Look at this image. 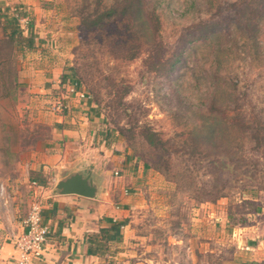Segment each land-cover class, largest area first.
<instances>
[{"label": "rangeland", "instance_id": "1", "mask_svg": "<svg viewBox=\"0 0 264 264\" xmlns=\"http://www.w3.org/2000/svg\"><path fill=\"white\" fill-rule=\"evenodd\" d=\"M15 6L27 12L24 34L38 36L44 19L63 33L58 49L85 93V110L68 120L83 133L84 157L125 160L104 184L121 176L135 195L113 244L117 264H193L188 253L195 264H234L233 238L243 234L233 228L264 205V0H0V13ZM110 8L116 19L82 28ZM2 22L11 60L0 73V182L12 196L30 150L53 140L61 94L27 100L35 62L54 52L13 51ZM15 74L16 98L6 87ZM22 204L19 222L30 199Z\"/></svg>", "mask_w": 264, "mask_h": 264}, {"label": "crops", "instance_id": "2", "mask_svg": "<svg viewBox=\"0 0 264 264\" xmlns=\"http://www.w3.org/2000/svg\"><path fill=\"white\" fill-rule=\"evenodd\" d=\"M26 1L31 2V0ZM47 20L44 19L45 22L42 23L44 27L38 32L39 35H35L37 40L35 49L40 52L45 46L52 48L49 51L52 50L54 54L42 55L38 57L41 61L35 62L38 64L34 65L31 71L32 83L30 81L29 84L31 94H26L27 100L31 102L39 98L44 99L52 92L55 94L60 92L68 99L69 111L64 115L54 114L55 120L60 122V126L54 128L53 140L44 143L42 151L39 148L31 149L30 157L22 161V167L29 175L13 179L17 195L9 196L7 194L6 198H0V264H12L17 254L12 233L20 232L23 229L22 223L25 217L20 222L17 219L21 216L20 207H23L24 211L26 210V206L22 202L30 199L31 204L34 196L39 194L45 197L43 219L50 227V234L44 255L40 259H35L33 264H117L116 260L119 258L120 252L113 249L115 242L110 243L104 254H94L90 252L89 237L91 234L99 232L102 227L126 219L131 212L135 195L126 191L128 190L126 180L119 176L114 186L109 187L108 184L104 186L106 182L110 181L112 168L124 170L125 160L110 157L100 166V159L84 157L86 152L84 143L81 141L82 131L79 130L80 127L77 128L70 123L75 120L78 114L81 115V111L85 110L84 105L80 104L84 98H80L77 94L67 92L65 94L62 90L66 91L69 79H73V75L68 69L72 63L68 62L65 53L60 51L62 48L58 49L61 46L59 36L63 33L61 30L55 31L46 28ZM51 32L53 33L51 34ZM49 36L54 38V44L46 39ZM55 47L56 50H54ZM87 113L89 116V111L86 112V115ZM71 116H73L72 121H68ZM77 149L78 154L74 156V150ZM128 165L127 162L126 166ZM86 168L91 170L86 172ZM98 168L101 170L99 173L101 177L95 175L98 173ZM77 171L84 175L90 174L98 182L99 191L95 197L56 192L57 179ZM36 180L39 183L34 184L33 181ZM42 182L44 183L42 184ZM260 200L263 202L261 198L257 199V202ZM257 208L260 213L258 219H251V221H246L233 228L236 235L243 234L233 238L236 245L233 253L234 264H264V238H261V234L264 232L263 203H259ZM126 225L123 226L124 230ZM216 245L219 251L217 254L220 255L227 248L225 243ZM199 253L197 258L200 260L201 255L203 259L206 252ZM188 258L195 264L194 254L188 253ZM197 263L198 261H196ZM201 263L203 264V262Z\"/></svg>", "mask_w": 264, "mask_h": 264}, {"label": "trees", "instance_id": "3", "mask_svg": "<svg viewBox=\"0 0 264 264\" xmlns=\"http://www.w3.org/2000/svg\"><path fill=\"white\" fill-rule=\"evenodd\" d=\"M20 7V6H19ZM19 7L15 6L16 13L10 12L9 7L4 9V12L0 13V20L2 19V30L4 35L7 38V43L14 48L16 46H19L21 44L28 46L29 48H33L35 46V34L33 33L32 29L30 28V32L28 34H24V29L21 26L20 23V16H26L27 12L24 9H19ZM117 9L116 8H110L105 11H103L100 15H98L95 20L88 25H86L87 19L83 20L82 28H88L91 27H99L102 28L111 20H114L117 18ZM4 18V19H3ZM3 42V41H2ZM0 46V73H1V65L4 63V60H11V57H5L7 55L4 51H2ZM13 56V55H12ZM170 64V69L173 68L175 61H167ZM71 71V74L73 75L72 78L75 76V69L74 67L68 68ZM11 85V87H10ZM20 82L17 74L13 76V78L10 80V83H8L7 90L8 93L13 95L14 98L17 97V88H19ZM79 87V83H78ZM80 89V88H79ZM57 126H60L58 123ZM34 173L32 174V176ZM37 183H39L36 180ZM41 182V181H40ZM44 182H42L43 184ZM128 223L127 219H123L120 221H115L111 225L102 227L99 232L93 233L89 237V246H90V252L94 254H104L106 250L109 248V245L111 242H118L122 240V229L123 226H125Z\"/></svg>", "mask_w": 264, "mask_h": 264}, {"label": "built area", "instance_id": "4", "mask_svg": "<svg viewBox=\"0 0 264 264\" xmlns=\"http://www.w3.org/2000/svg\"><path fill=\"white\" fill-rule=\"evenodd\" d=\"M67 84V93L77 94L80 98L85 97V93L79 89L78 81L75 78L69 79ZM65 99L66 97L61 95L60 99L53 105L54 110L61 115L66 113L67 103ZM33 183L37 184L36 181ZM6 196V185L4 182H0V197L4 199ZM44 205V195H35L23 219V229L20 232L12 233L17 252L12 264H33L35 259H40L44 255L50 234V227L43 219Z\"/></svg>", "mask_w": 264, "mask_h": 264}, {"label": "water", "instance_id": "5", "mask_svg": "<svg viewBox=\"0 0 264 264\" xmlns=\"http://www.w3.org/2000/svg\"><path fill=\"white\" fill-rule=\"evenodd\" d=\"M55 187L59 193H75L89 197H95L99 191L98 182L90 174L84 175L78 171L57 179Z\"/></svg>", "mask_w": 264, "mask_h": 264}]
</instances>
